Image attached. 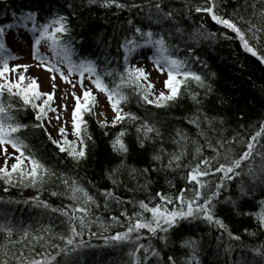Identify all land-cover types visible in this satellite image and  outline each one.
<instances>
[{"label":"trees","instance_id":"1","mask_svg":"<svg viewBox=\"0 0 264 264\" xmlns=\"http://www.w3.org/2000/svg\"><path fill=\"white\" fill-rule=\"evenodd\" d=\"M136 2L146 4L148 0H136ZM204 2L205 0H161L163 10L172 11L174 21L184 30L183 35L180 36L174 33V28L167 22L159 26L150 22L146 19V13L140 9L120 10L114 6L103 8L99 4H90L88 0H0V25L3 27L14 24L29 12L36 14L39 24L57 15L67 17L66 23L70 32L65 34L63 39L71 42L73 59L77 62L81 60L95 62L97 72L103 76L104 82L109 87L113 86V78L104 76L105 70L113 71L114 74L124 70L121 45L124 37L131 35L132 25L128 24L129 20H132L135 26L151 28L154 32L161 30L173 32L168 39L173 54L181 60L187 57L188 69L204 80V87L192 80L182 84L178 99L162 108L144 103L131 89H123L128 97L127 103L121 104L123 111L132 113L140 119L134 122L125 120L115 127L99 126L96 114L97 103L93 109L95 115L85 113L83 116L87 121L86 131L91 135L92 140L87 142V157L79 162L74 161L67 153L60 152L59 148L49 140L48 134L51 133L46 120L43 128L34 127L39 122L36 121L31 106L24 105L20 97L9 98L5 93L3 102L6 106L11 105L10 112L15 116L16 121L28 125L18 133L28 145L25 155L27 156L29 152L34 153L36 158L57 175L64 173L77 180L90 194L96 196L100 204L99 209L94 207L92 209L94 217H100V220H94L90 228L85 229L83 236L85 246L70 257L72 264H133L129 256L133 248L132 244H112L105 239L126 230L123 223L111 224L110 217L119 216L124 208L131 216L134 211L133 206L111 203L108 209H105L103 198L99 195L101 191L112 190L116 196L125 201L143 200L146 203L158 192L175 196L180 190L189 187L184 178L186 176L184 166L193 161L195 148L193 141L202 146L201 154L197 159H211L215 156V152L207 146V141H211L214 147H219L218 141L223 142V147L219 148L221 154L231 149L228 153L230 158L239 159L243 152L247 151V143L251 136L264 123V61L246 52L238 36L231 29L216 24L206 13L195 12V7L203 6ZM215 3L216 14L225 19H232L245 33L249 44L260 55H264V18L259 17V12L264 9V0H215ZM241 16L244 21L251 20L256 29H259L256 32L258 40L252 38V33L248 31L249 25L240 20ZM201 25L205 34L212 33L214 36L202 37L198 41L189 39L190 34L196 32ZM225 36L229 38L225 39ZM100 43L103 44L101 47H99ZM190 48L193 51L189 52ZM134 66L142 67L149 73V81L155 85L154 91L158 94L161 88L149 70L143 64ZM21 73L26 77L22 87L28 83V77H36L33 69L28 68L26 72L18 69L9 79L15 82ZM193 93L197 94L196 100L192 99ZM93 94L96 96L95 93ZM195 117L199 118V129L195 124L189 123V120ZM141 121L154 125L161 133L159 138H156L154 133L150 134V138L144 141L143 147H140L137 141L136 132ZM177 129L187 134V154L182 158L179 169L161 170L160 162L153 160L152 157L162 154L161 148L166 153L178 150L174 143V140L178 139ZM121 130L126 132L123 138L129 149L126 155L114 152L111 147V141ZM201 132L203 135L200 134ZM51 137L55 140L52 134ZM233 137L236 138L235 141ZM75 140L76 137L72 141ZM162 155L164 164L167 165L168 156ZM262 156H264V136L258 138L253 152V163L250 166L256 168L261 165ZM15 162L13 154L10 155L7 161L9 170ZM220 162L223 163L224 160L221 158ZM24 163L29 164L27 160ZM215 164L216 161H213L214 166ZM3 166L4 164L0 165ZM248 166V161H245L241 169L237 170L241 175L226 182L215 210L217 217L223 219L232 234L239 236L240 240L230 239L226 232L214 224L196 219L180 221L179 225L170 231L167 244L158 238L149 240L147 230H141L144 238L139 243L145 245L151 243L160 250L165 262L167 256L172 255L177 259L178 264H185L192 257L193 250L181 247V244L193 239L197 241L196 264H244L241 263L243 259L250 264H264V256L257 255L253 251H264L262 247L264 231L258 228V222L253 215L244 214L259 210L260 202L264 201V181L249 175ZM115 169H118V172L112 179H118L120 183L114 188L109 174ZM132 169L137 171L130 176ZM144 169H148L146 174L143 172ZM221 176V173H216L204 179L211 181L210 187L214 190ZM13 183L15 186H9L0 180V222L6 218L13 225L25 228L32 226L33 229L41 225L50 226L52 235L66 234L68 226L64 217L59 213L38 207L33 202V197L38 196L41 201H46L53 208H62L71 203L63 195L50 194L53 191L65 192L60 180L53 179L45 183L43 188L20 186L15 184V180ZM241 185L246 190L251 189L247 195H241ZM204 191L207 193L208 189ZM229 197L236 201L235 209L231 204L224 203ZM154 203H159V200H155ZM175 206V204L169 205V208ZM120 219L124 221V217ZM89 232L92 235H89ZM18 235L19 233H14L12 239L16 240ZM134 239L135 234H133ZM54 242L63 246L59 240ZM4 243H6L5 236L0 233V244ZM24 244H28V240ZM23 247L22 244H16L15 247L10 248L9 255L17 253ZM44 250L39 245L35 248L36 252ZM46 250L53 254L55 252V249L51 248ZM24 251L27 256L28 249L25 248ZM58 259L62 258L58 257Z\"/></svg>","mask_w":264,"mask_h":264},{"label":"snow or ice","instance_id":"2","mask_svg":"<svg viewBox=\"0 0 264 264\" xmlns=\"http://www.w3.org/2000/svg\"><path fill=\"white\" fill-rule=\"evenodd\" d=\"M90 4H99L103 8L117 9H140L146 13V19L153 24L159 26L164 23H169L174 28L176 35H183L184 30L179 26V23L174 21L172 11L165 12L162 7L161 0H148L145 3H137L136 0H88ZM217 7L215 0H205L203 6L195 7V12L206 13L210 15L218 25H223L227 29H231L241 41L243 48L246 52L252 54V56L258 57L261 61H264V55H260L257 50L249 44L248 39L245 38V33L233 22L232 19H225L222 16L216 14L214 9ZM255 8V5H253ZM154 10V11H153ZM259 17L264 18V9L259 12ZM240 20L249 25L248 31L252 33L253 39H259L256 32V26L252 24L251 20L244 21L243 17ZM67 17L57 15L55 18L49 19L43 24H37L35 13H26L20 18V23L25 28L31 23V29L34 36L33 41V58L39 63L37 67H44L49 73H53L52 80V92H41L40 85L37 78L28 77V83L23 87L22 82L26 77L24 74H19L18 79L13 82L9 79L10 72H16L18 69L23 68L24 72L27 71L28 65H15V67H9V60L16 59L10 50L5 47L3 42L4 27H0V151L4 154L5 163L3 167H0V180H3L6 185L15 186L18 184L24 187L43 188L44 184L53 180H60L65 192L58 193L56 191L51 192L52 196L63 195L71 203L64 205L62 208H53L46 201H41L39 197H33V202L36 206L43 209L50 210L53 213H59L60 216L65 218L67 223L66 234L52 235V229L50 226H39L35 229L32 226L27 228L23 226L13 225L5 218L3 222H0V233L5 236L6 243L0 244V264H72L70 257L77 254L79 249L85 246L83 239L85 229H89L93 221H99L100 217H94L93 207L100 208V204L94 194H90L89 191L78 183L77 180L70 178L67 174L61 173L57 175L54 171L46 167L34 153L29 152L25 155V150L28 149V145L20 138L18 133L22 128H27L28 125L20 124L16 121L15 116L10 112L11 105H5L3 97L5 93L11 97H20L24 105L31 106L35 112V119L39 123L34 127L44 126V121L48 118V113H55V119L60 121V113L56 107H53V101L55 98L56 89V76L58 73L60 79L67 84H70L73 89L77 87L76 83H73L69 76L74 72L78 73L79 80L77 83L81 89V95L77 96L73 91L71 93L75 100V105L71 113V121L73 126V134L76 137L75 141H69L67 139V129L63 124L58 128V133L61 140H53L51 134H48L49 140L59 148L62 153H67L74 161L79 162L87 157L88 141L92 140L90 134L86 131L87 121L83 119L85 113L95 115L93 109L96 107L98 101L97 97L93 94L91 88H85L84 77L85 73H88V79L90 83L103 93L110 104L113 111V118L111 124L105 120H98L97 123L101 128H107L109 126L115 127L118 123H123L125 120L137 121L140 118L136 115L128 112H124L121 107L122 103H127L128 97L125 95L123 89H131L132 92L138 96L140 100L148 105H154L157 108L167 107L168 103L178 99L180 94V87L182 84H186L189 80L195 81L198 85L204 87L203 78L195 72H192L187 67V57L185 60H181L173 54V49L168 44V39L171 38L173 32H165L163 30L154 32L151 28H141L133 25L132 20L128 21L129 25H132L131 35L124 37L121 45L123 49L124 70L123 72H116L105 70L104 76L113 78V86L109 87L104 82L103 76L97 72L95 62L91 60H81L78 64L72 61V45L70 41L63 39L64 35L70 32L67 26ZM13 25H7V28L11 29ZM214 36L212 33L205 34L203 25L194 32L191 33L189 39L198 41L200 38ZM229 37L225 36V39ZM42 42H47L50 50L60 58V62L67 64L68 75H65L58 64L52 63L49 57L40 53V45ZM145 48L149 51L155 50L150 57L156 70L161 74L167 73V79L163 82L164 90L158 94L154 91L155 85L149 81V73L142 67H136L129 63L130 57L137 52L138 49ZM193 49H189V52ZM195 59H199L195 57ZM177 77H181L178 79ZM15 90V91H14ZM209 86V91H210ZM151 97V98H150ZM197 94H192V99L196 100ZM40 101V103H37ZM198 102V101H197ZM62 108L66 111L67 105H63ZM103 115V113H101ZM48 124H51V119L47 120ZM189 123L195 124L197 129L200 128L199 118L195 117L189 120ZM211 122L209 121V125ZM82 125L84 126L82 128ZM46 131V129H45ZM137 141L140 147L144 146V141L150 138V134H155L156 138H159L161 133L154 125H150L147 121H141L136 128ZM203 135V133H200ZM107 135V132H105ZM126 132L121 130L111 141V147L114 152L126 155L129 151L127 144L124 142V136ZM176 136L178 139L174 140L177 145V151L172 153H166L163 148L160 149L162 154L168 156L167 165L164 164L163 155L156 154L152 157L153 160L159 161L161 170L167 168L175 171L181 167L182 158L187 154L188 137L182 130L177 129ZM264 136V123L261 124L258 131L251 136L250 141L247 143V151H244L239 159L230 158L228 155L231 149H228L223 155L219 148L223 147V142L218 141L219 147H214L211 141H207V146L215 152V156L211 159L203 158L197 159L202 151V146L198 142L193 141L195 145L193 161L185 165L186 176L184 177L189 187H186L178 192L177 195L171 196L163 192L156 193L155 197L145 201H133L123 200L116 196L112 190L105 189L99 193L103 198L104 208L108 209L111 203L120 205L131 204L133 206V213L129 216L128 211L124 208L119 216H111V224L123 225L126 227L124 232H117L114 236L105 237L107 242L112 244L130 243L133 248L129 253V256L133 260V264H178L177 259L169 255L166 262L161 255L160 250L156 249L149 243L145 245L139 243L144 237L141 235V230H147L149 233V240L158 238L164 244L168 243V235L171 230H174L180 223V221H191L200 219L207 223L214 224L217 228L226 232L230 239L240 240L239 236H234L228 226L224 223L223 219L216 215V204L219 203V196L222 189L225 188L226 182H230L235 177L240 176L241 172L237 171L241 169V165L248 161V174L254 179L264 181V156L261 157L262 163L256 168L251 167L253 160V152L258 138ZM236 138L233 137V141ZM5 145H10L14 150L13 156L15 163L11 165L9 170L7 159L8 150ZM67 146V147H65ZM15 153H18L16 155ZM224 162L221 163L220 159ZM29 162L25 165L24 161ZM213 161H216L215 166ZM23 165V167H22ZM30 165V167H29ZM136 169H132L129 175L136 173ZM157 171V169H153ZM118 172V169L113 170L109 174V179L112 180L113 187L118 186L120 181L118 179H112ZM146 174L148 169H144ZM221 173L219 183L215 184L214 190L211 189V181L204 179ZM170 183V182H169ZM141 187H146L141 185ZM205 189H208L205 193ZM251 189H245L241 185V195H247ZM7 191V188H5ZM132 191V189H129ZM155 200H159V203H154ZM225 204H231L235 209L236 201L231 197L224 201ZM175 204V207L169 208V205ZM150 214V215H146ZM245 215H253L258 222V228L264 231V201L260 202L259 210L255 213H244ZM120 217H124L122 222ZM247 232V229H245ZM14 233H19L18 238L13 240ZM133 234L135 239L133 240ZM163 234V235H161ZM89 235H92L89 232ZM255 235V233H250ZM30 238V239H29ZM28 240V244L24 242ZM59 240L62 242L55 243ZM16 244H22L24 247L18 250L17 253L9 255L10 248L15 247ZM39 245L42 249L41 252H36L35 248ZM197 241L188 239L181 244V247L189 248L193 250V255L185 264H192L195 261V248ZM264 247V246H262ZM28 249L29 254L26 256L24 249ZM55 249V252H50L46 249ZM257 255L264 256V251L253 250ZM61 257L62 259H58Z\"/></svg>","mask_w":264,"mask_h":264},{"label":"rangeland","instance_id":"3","mask_svg":"<svg viewBox=\"0 0 264 264\" xmlns=\"http://www.w3.org/2000/svg\"><path fill=\"white\" fill-rule=\"evenodd\" d=\"M31 25L28 24V27L25 28L22 23H18L15 26H13L11 29H8L6 32V47L14 57H17L16 59L9 60V67L13 68L15 65H28L30 68L34 69L37 73V80L40 85V91L41 92H52V80L51 76L53 73H49L45 70L44 67H37V64L39 63L36 59L33 58V41L34 36L32 32L30 31ZM40 53L43 54L46 57H49L53 59L52 63L59 64L57 57L54 54L49 47L45 48L43 45H40ZM155 50L149 51L148 49L141 48L138 49L136 53H134L131 57L129 62H132L134 60H142L140 62H144L146 64L147 69L150 70V73L152 77L158 82L161 91L164 90V84L163 82L167 79V73L161 74L156 70L154 67L152 60L150 57L153 55V52ZM60 67V66H59ZM61 70L64 72L65 75H68V69L67 65ZM56 80V89H55V98L53 101V107H56L60 113V121L58 122L54 117L55 113H48V118L46 119V124L48 126V129L50 132L57 136V138L61 139L58 128L63 124V122H67L66 124H63V126L66 127L67 133L69 136H71L73 132V126L71 121V113L73 110V107L75 105V100L72 97L71 93L74 91L77 96L81 95V89L79 87V84L77 81L79 80L78 73H73L71 76H69V79L77 84V87L73 89L70 84L64 83L61 79L58 73H55ZM85 88H91L92 91L97 92L98 94V120H105L107 119L108 122H111L113 118V111L110 107V104L107 100V97L103 94L98 92V90L90 83L89 80H86L84 82ZM40 103V101H39ZM67 105V110L65 111L62 106ZM103 113V115H101ZM51 119V124H48L47 120ZM54 136V137H55ZM56 138V137H55ZM69 138V137H68ZM3 147H7L8 154L13 149L9 145H5ZM14 151V150H13ZM5 156L0 151V165L5 163Z\"/></svg>","mask_w":264,"mask_h":264},{"label":"bare ground","instance_id":"4","mask_svg":"<svg viewBox=\"0 0 264 264\" xmlns=\"http://www.w3.org/2000/svg\"><path fill=\"white\" fill-rule=\"evenodd\" d=\"M102 45H103V44H102V43H100V44H99V47H101ZM251 185H252V184H251Z\"/></svg>","mask_w":264,"mask_h":264}]
</instances>
